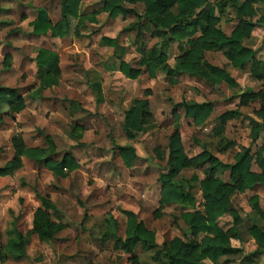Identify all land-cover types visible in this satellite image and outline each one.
<instances>
[{"label":"rangeland","instance_id":"obj_1","mask_svg":"<svg viewBox=\"0 0 264 264\" xmlns=\"http://www.w3.org/2000/svg\"><path fill=\"white\" fill-rule=\"evenodd\" d=\"M102 1L80 0V14L100 13ZM229 1L209 0L207 10L218 20L215 27L230 36L241 19L254 24L243 45L264 62V26L259 23L264 15V0H235V6L228 4L220 12L218 5ZM61 2L0 0V86L15 90L26 103L21 113L0 121V168L15 156L14 137H20L27 147L43 149L48 148V137L55 147V160L69 154L79 165L67 178L59 179L42 164L23 159L21 169L0 177V249L15 238V232L30 233L40 195L52 202L56 211L49 212L51 221L63 229L49 244L40 243L32 235L27 257L9 259L7 264H132V258L138 264H158L162 260L158 251L174 238L194 243L203 238L184 239L187 228L181 220L184 213L202 210L201 172L184 169L176 177L195 199L194 207L160 204L159 176L167 171L170 137L179 136L187 157L206 149L226 165H234L235 155L249 149L250 172L259 173L256 157L259 152L264 156V117L255 112L263 102L252 99L243 106L241 101L248 93L264 95L263 80L251 76L250 66L232 68L226 54L215 51L204 52L203 66L225 70L237 84L235 88L187 74L172 77L162 69L150 76L140 62L159 40L152 36L148 20L141 21L139 30L134 14L111 20L100 13L95 24L86 23V30L79 33H75L73 20L63 39L50 34L33 36L32 22L56 23L60 19ZM125 7L144 16L142 5ZM199 36L197 33L190 39ZM104 37L116 41L115 46L104 45ZM41 49L57 55L59 77L56 86L34 100L31 95L41 83L35 63ZM188 49L186 45L180 48L176 42L169 43L166 65L173 68L176 59ZM121 62L140 70L137 79L129 80L121 73ZM202 71L208 73L204 68ZM141 101L147 102L152 120L129 139L123 127L125 114ZM191 103H210L213 107L200 127L185 117L182 104ZM229 111H237L240 116L222 124L219 117ZM257 125L261 131L253 141L251 130ZM126 146L135 150L131 167H126L117 150ZM157 148L164 153L163 161L156 157ZM193 177L197 182L192 181ZM216 179L220 184L232 185L227 169L219 171ZM255 196L264 214V189L259 186L229 197L233 213L224 215L217 224L231 236L235 252L216 264H264V256L257 255V244L249 234L252 226L264 227V218L251 202ZM124 212L135 214L153 233L157 248L145 251L139 244L127 255L104 237L113 220L117 223L116 236L124 239Z\"/></svg>","mask_w":264,"mask_h":264},{"label":"trees","instance_id":"obj_2","mask_svg":"<svg viewBox=\"0 0 264 264\" xmlns=\"http://www.w3.org/2000/svg\"><path fill=\"white\" fill-rule=\"evenodd\" d=\"M244 1L248 3L251 0ZM208 2L209 0H103L101 12L111 20L126 14H134L139 21V30L141 21L148 20L153 29L152 36L159 40V44L149 50L140 62L150 76H153L156 70L162 69L172 77L187 74L206 78L217 85L225 83L228 87L235 88L237 84L225 70L207 64L203 66L204 52L215 51L224 52L234 69L242 70L250 66L251 76L263 80L264 85V62L257 60L254 52L243 45V40L250 37L255 25L241 19L230 36H227L215 27L218 20L207 10ZM234 3L235 0H230L229 3L222 2L218 8L220 12H223L228 4ZM137 4H141L144 8L143 17L125 7V5ZM60 13L61 19L56 24L47 20L32 22L30 26L33 28V35L40 37L50 34L53 38L62 39L69 34L72 19L76 21L75 33H79L86 28V23L93 24L98 15V13L80 14V0H62ZM259 23L264 26V15ZM197 33L200 34L199 37L190 39ZM101 42L109 47H114L116 44V41L105 37L101 39ZM171 42L178 43L180 48L185 45L189 47L176 59L173 68L166 65V51ZM35 63L41 83L37 91L31 95V99L34 100L41 98L43 91L56 86L59 77L58 58L55 53L41 49ZM203 68L208 73L205 74L202 71ZM120 71L129 80L137 79L140 74V70L133 69L123 62L120 63ZM252 99L263 102L262 108L255 114L264 117L262 92L245 94L242 96L241 104L247 106ZM25 107V100L15 90L0 86V121L5 117L11 118L21 113ZM182 108L185 117L191 119L196 127L202 126L213 110L210 103L182 104ZM239 116V112L229 111L219 117V121L225 124ZM151 120L152 115L148 110L147 102H135L125 114L123 127L126 136L129 139L134 138L135 133ZM260 131V125L251 130L253 141L257 140ZM45 139L47 149L27 147L20 137H14L12 144L15 156L3 168H0V177L9 176L21 169L22 159L42 164L59 179H65L71 172L79 169V165L69 154L59 161L55 160V147L48 137ZM117 150L126 167H131L136 158L135 150L129 146L118 147ZM168 151L167 171L159 176L160 204L194 207L195 199L185 191L183 183L176 181V177L184 169L201 172L204 175V179L199 182L203 200L202 210L184 213L181 215V220L187 228L184 239L187 237L196 239L199 236L203 238L199 243L174 238L161 249L162 251H158V254H162V260L159 259L158 264H201L204 261L216 264L222 257L235 252L231 246V236L218 227L217 221L224 215L233 213L229 203V197L232 194L251 191L256 186L264 189V156L260 152L257 154L256 165L259 173H253L250 172L252 156L249 149H243V152L235 155L234 165L223 164L206 149L197 156L189 158L184 153L179 136L174 134L169 139ZM154 152L159 161L164 160V153L160 149L157 148ZM225 169L230 172L232 185L220 184L216 179L217 173ZM192 181L197 182L196 177H193ZM37 198L40 201V207L33 215L32 230L26 235L15 232V238L9 240L0 249V264H7L9 259L26 258V248L32 235L36 236L40 243L49 244L62 231L61 224L51 221L49 212L56 209L49 198L40 195H37ZM258 201L257 196L251 199L254 210L261 218H264V214L258 207ZM124 215L127 219L124 239L116 236L117 223L113 220H110L112 223L108 222L111 228L104 237L114 241V246L127 255L132 254L139 244L145 251L157 248L153 233L144 228L136 215L131 212H124ZM234 220L237 221L235 216ZM249 234L257 244V255L264 256V227L252 226ZM131 262L138 264L134 258Z\"/></svg>","mask_w":264,"mask_h":264},{"label":"crops","instance_id":"obj_3","mask_svg":"<svg viewBox=\"0 0 264 264\" xmlns=\"http://www.w3.org/2000/svg\"><path fill=\"white\" fill-rule=\"evenodd\" d=\"M80 5H81V2H80ZM137 5H141V4H137ZM132 6H134V5H132ZM61 8V7H60ZM101 8H102V3H101ZM95 13H97V12H95ZM100 13H102V12H100ZM100 13H98V15L100 14ZM102 14H104V13H102ZM97 17V16H96ZM60 19H61V13H60ZM60 19L57 21V22H59L60 21ZM97 20V19H96ZM71 21H73V19L71 20ZM56 22V23H57ZM56 23H52V24H56ZM96 23V21L93 23V24H95ZM71 24V23H70ZM75 24H76V21H75ZM87 28V27H86ZM86 28L85 29H82V30H80V31H83V30H86ZM33 29V28H32ZM70 29H71V26H70ZM74 30H75V27H74ZM73 30V31H74ZM79 31V32H80ZM32 34H33V30H32ZM34 36V35H33ZM35 37H38V36H35ZM57 39H59V38H57ZM63 39V38H62ZM23 160V159H22Z\"/></svg>","mask_w":264,"mask_h":264}]
</instances>
